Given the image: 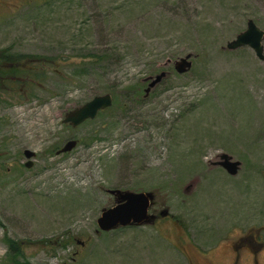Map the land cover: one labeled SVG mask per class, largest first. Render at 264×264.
I'll return each mask as SVG.
<instances>
[{
    "label": "rangeland",
    "instance_id": "374dc122",
    "mask_svg": "<svg viewBox=\"0 0 264 264\" xmlns=\"http://www.w3.org/2000/svg\"><path fill=\"white\" fill-rule=\"evenodd\" d=\"M248 19L264 29V0H0V49L43 74L0 90V264H264V60L226 48ZM118 188L154 192L153 224L96 232Z\"/></svg>",
    "mask_w": 264,
    "mask_h": 264
},
{
    "label": "water",
    "instance_id": "95a60500",
    "mask_svg": "<svg viewBox=\"0 0 264 264\" xmlns=\"http://www.w3.org/2000/svg\"><path fill=\"white\" fill-rule=\"evenodd\" d=\"M264 29H261L252 19H248L246 22L245 30L238 33L234 39L229 40L226 44V48L229 50H235L241 47H250L255 55L260 60H264ZM192 53L180 56L177 59L171 60L168 58L163 64H169L172 61V66L175 72L185 74L191 70L192 67ZM166 72L164 70L159 71L154 75H149L146 78V87H144L143 97H148L149 93L165 78ZM113 104L112 96L106 92L101 95H95L92 99L84 102L81 106H77L65 113L63 118L64 123L76 127L85 120L93 119L96 117L99 111L110 107ZM77 145L76 139H70L64 143L62 147L56 150V155L70 152ZM27 161L25 167L30 168L33 164L31 158L35 153L29 149H25L23 152ZM226 173L229 175H236L240 169L241 163L237 160H233L230 155L222 154L221 159L218 161ZM110 194L114 196V204L108 208H103L100 215L97 217L96 225H98V231L109 232L111 230L119 229L120 227L142 226L153 224L157 216L151 214L149 211L153 204L154 192L152 191H133L124 189H109ZM168 214L167 210L160 213V216L164 217ZM81 245L82 241H78Z\"/></svg>",
    "mask_w": 264,
    "mask_h": 264
},
{
    "label": "trees",
    "instance_id": "16d2710c",
    "mask_svg": "<svg viewBox=\"0 0 264 264\" xmlns=\"http://www.w3.org/2000/svg\"><path fill=\"white\" fill-rule=\"evenodd\" d=\"M21 57L22 55H14L9 57L6 56L0 59V90L2 88H8L12 91V93H15L16 87L19 84H25L26 86L30 87L42 81L43 74L37 70L39 69L37 68L38 63L33 61L32 59L23 62L21 61ZM39 65L42 66L43 64L39 63ZM143 86H145V83L143 84ZM143 86H138L135 90L127 89L126 93L134 95V93L138 91L137 96L134 95L135 97H138L140 94H142ZM17 95H19L18 92ZM120 228L116 230H120ZM4 239L5 242H7L9 253H11L14 257V255L18 251L16 242L8 238L7 236H5Z\"/></svg>",
    "mask_w": 264,
    "mask_h": 264
},
{
    "label": "flooded vegetation",
    "instance_id": "af4514ba",
    "mask_svg": "<svg viewBox=\"0 0 264 264\" xmlns=\"http://www.w3.org/2000/svg\"><path fill=\"white\" fill-rule=\"evenodd\" d=\"M3 51H4L3 49H0V59L3 58V57H6V56H8V57H9V56H12L11 54H10V55H5V54L3 53ZM169 216H170V215H166V217H169ZM253 250H254V249H253ZM254 251H255V250H254Z\"/></svg>",
    "mask_w": 264,
    "mask_h": 264
}]
</instances>
